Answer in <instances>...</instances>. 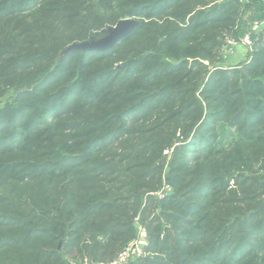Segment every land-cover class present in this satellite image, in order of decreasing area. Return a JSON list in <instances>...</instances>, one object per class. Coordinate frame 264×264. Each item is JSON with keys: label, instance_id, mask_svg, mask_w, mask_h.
<instances>
[{"label": "trees", "instance_id": "1", "mask_svg": "<svg viewBox=\"0 0 264 264\" xmlns=\"http://www.w3.org/2000/svg\"><path fill=\"white\" fill-rule=\"evenodd\" d=\"M263 20L264 0H0V264L109 263L138 227L126 264H264V35L226 47Z\"/></svg>", "mask_w": 264, "mask_h": 264}, {"label": "water", "instance_id": "2", "mask_svg": "<svg viewBox=\"0 0 264 264\" xmlns=\"http://www.w3.org/2000/svg\"><path fill=\"white\" fill-rule=\"evenodd\" d=\"M138 24V21L131 18H124L121 20H118L116 24L112 27H109L108 34L104 36L103 38L96 40V41H90V42H84L79 44H73L68 49L73 48H82V49H105L108 47H111L119 38L125 36L129 32H131ZM85 44H90L91 46H83Z\"/></svg>", "mask_w": 264, "mask_h": 264}, {"label": "rangeland", "instance_id": "3", "mask_svg": "<svg viewBox=\"0 0 264 264\" xmlns=\"http://www.w3.org/2000/svg\"><path fill=\"white\" fill-rule=\"evenodd\" d=\"M227 45V44H226ZM83 46H88L90 47V44H85ZM229 46V45H228ZM225 48V47H224ZM137 236H138V240L135 241L136 243L133 245V247L131 248V252L126 255V256H118L113 260V261H117V264H126L128 261H130V259H134V257L139 254L140 252L144 251L145 248V236L143 235V231L141 230V228H137ZM113 263L112 261L109 263H89V262H84L83 264H111Z\"/></svg>", "mask_w": 264, "mask_h": 264}, {"label": "built area", "instance_id": "4", "mask_svg": "<svg viewBox=\"0 0 264 264\" xmlns=\"http://www.w3.org/2000/svg\"><path fill=\"white\" fill-rule=\"evenodd\" d=\"M262 24H264V20L263 21H260V22H258V21H255V22H253V24H252V26H251V30L248 32V33H246L243 37H242V39H241V41L240 42H235V41H233V40H228L227 42H226V47H227V51L229 50V52H231V50H232V46H234L235 44H237V43H241V44H243V46L248 50V49H251V47L253 46V44H254V41H253V38H252V36H251V33L252 32H257V30L258 29H260V27H261V25ZM229 45V46H228ZM170 151H165V154H168ZM136 243V242H135ZM134 243V244H135ZM133 247V246H132ZM132 250V249H131ZM131 250L129 251V252H127V251H125V252H121L118 256H126V255H128L130 252H131ZM113 263H111V264H117V261H112Z\"/></svg>", "mask_w": 264, "mask_h": 264}, {"label": "crops", "instance_id": "5", "mask_svg": "<svg viewBox=\"0 0 264 264\" xmlns=\"http://www.w3.org/2000/svg\"><path fill=\"white\" fill-rule=\"evenodd\" d=\"M257 34L264 35V24L257 30ZM247 49L241 43H237L232 46V50L229 53L227 64H235L246 59Z\"/></svg>", "mask_w": 264, "mask_h": 264}]
</instances>
